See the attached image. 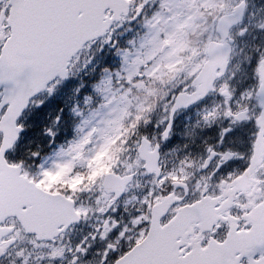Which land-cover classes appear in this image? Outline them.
Returning a JSON list of instances; mask_svg holds the SVG:
<instances>
[{
    "label": "snow or ice",
    "instance_id": "1",
    "mask_svg": "<svg viewBox=\"0 0 264 264\" xmlns=\"http://www.w3.org/2000/svg\"><path fill=\"white\" fill-rule=\"evenodd\" d=\"M0 264H264V0H0Z\"/></svg>",
    "mask_w": 264,
    "mask_h": 264
},
{
    "label": "rangeland",
    "instance_id": "2",
    "mask_svg": "<svg viewBox=\"0 0 264 264\" xmlns=\"http://www.w3.org/2000/svg\"><path fill=\"white\" fill-rule=\"evenodd\" d=\"M99 70H100V69H99ZM99 70H98V72H99ZM87 74H89V76H93L90 80H94V78H97L98 75H99V73H92V72H88ZM90 80H88V81H90ZM71 82H72V84H71ZM77 82H78V80L70 81L68 86H71V85H73V84H76ZM88 85H89V83L85 84V87H86V91H85V92L89 91V89H88ZM68 86H66V87H68ZM64 92H65V90H62V91H61V94H60L58 97L53 98V99L49 102V106H53V105H55V104H57V103H60V102L62 101V99H63ZM66 113H67V109H66ZM64 135H65V133H64V131H63V129H62L61 132L59 133V139L62 140V139L64 138ZM58 173H60V176L63 177V175H64L63 172H58ZM58 173H55V174H53V175H50V176L48 177V180L52 179V177L55 176V175L58 174Z\"/></svg>",
    "mask_w": 264,
    "mask_h": 264
},
{
    "label": "flooded vegetation",
    "instance_id": "3",
    "mask_svg": "<svg viewBox=\"0 0 264 264\" xmlns=\"http://www.w3.org/2000/svg\"><path fill=\"white\" fill-rule=\"evenodd\" d=\"M85 90H86V89H85ZM61 179H62V178L50 179V180H48L49 185L54 184V183H57V182H59Z\"/></svg>",
    "mask_w": 264,
    "mask_h": 264
}]
</instances>
